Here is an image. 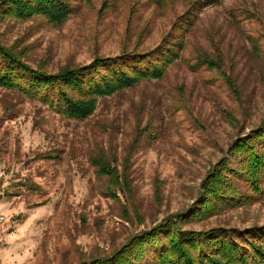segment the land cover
<instances>
[{"label":"rangeland","instance_id":"1","mask_svg":"<svg viewBox=\"0 0 264 264\" xmlns=\"http://www.w3.org/2000/svg\"><path fill=\"white\" fill-rule=\"evenodd\" d=\"M146 2L119 0L102 13L98 0L59 27L0 17V40L51 72L146 52L184 9L178 1L175 12L161 14ZM212 2L187 34L184 54L198 48L221 57L237 95L213 81L214 72L182 62L164 79L101 99L85 120L0 88V264H92L178 214L189 230L264 227V201L188 219L213 166L264 122V61L247 38L264 34V0ZM103 154L121 186L90 164Z\"/></svg>","mask_w":264,"mask_h":264},{"label":"trees","instance_id":"2","mask_svg":"<svg viewBox=\"0 0 264 264\" xmlns=\"http://www.w3.org/2000/svg\"><path fill=\"white\" fill-rule=\"evenodd\" d=\"M96 1L0 0V17L19 20L39 17L59 27L88 7H94ZM102 1L99 10L107 13L119 0ZM178 1H182L184 9L155 48L146 52L123 51L111 57L96 56L89 64H68L56 72L34 67L23 57V51H16L0 40V88L41 102L64 117L85 120L96 113L101 99L144 81L164 79L171 66L182 62L195 73L214 72L213 81H221L232 93L239 94L235 80L223 68L221 57L198 48L189 57L184 54L187 34L197 28L201 13L213 0H147L145 6L166 14L175 12ZM247 38L253 53L264 61V34ZM150 128L153 130L154 126ZM90 164L99 175L121 186L115 163L104 154L91 158ZM113 195L118 196L115 191ZM259 201H264V122L238 137L228 155L213 166L202 198L188 219H201L225 208L245 207ZM182 219V214L169 217L151 230L134 235L122 251L91 263L264 264V227L248 230L213 227L196 231L183 228Z\"/></svg>","mask_w":264,"mask_h":264},{"label":"built area","instance_id":"3","mask_svg":"<svg viewBox=\"0 0 264 264\" xmlns=\"http://www.w3.org/2000/svg\"><path fill=\"white\" fill-rule=\"evenodd\" d=\"M1 219H3V217H1Z\"/></svg>","mask_w":264,"mask_h":264}]
</instances>
